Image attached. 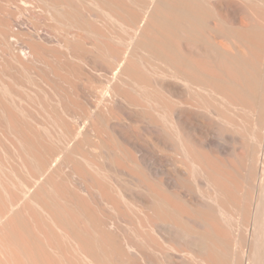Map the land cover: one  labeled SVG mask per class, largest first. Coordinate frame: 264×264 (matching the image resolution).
<instances>
[{
  "label": "bare ground",
  "instance_id": "1",
  "mask_svg": "<svg viewBox=\"0 0 264 264\" xmlns=\"http://www.w3.org/2000/svg\"><path fill=\"white\" fill-rule=\"evenodd\" d=\"M0 264H264V0H0Z\"/></svg>",
  "mask_w": 264,
  "mask_h": 264
}]
</instances>
